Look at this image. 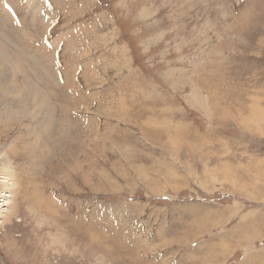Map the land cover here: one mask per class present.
<instances>
[{
    "label": "rangeland",
    "instance_id": "obj_1",
    "mask_svg": "<svg viewBox=\"0 0 264 264\" xmlns=\"http://www.w3.org/2000/svg\"><path fill=\"white\" fill-rule=\"evenodd\" d=\"M1 157L0 264H264V0H0Z\"/></svg>",
    "mask_w": 264,
    "mask_h": 264
},
{
    "label": "bare ground",
    "instance_id": "obj_2",
    "mask_svg": "<svg viewBox=\"0 0 264 264\" xmlns=\"http://www.w3.org/2000/svg\"><path fill=\"white\" fill-rule=\"evenodd\" d=\"M31 20V19H30ZM38 59V58H37ZM39 60V59H38ZM41 60V59H40ZM37 63V62H36ZM38 64V63H37ZM42 65H40V67L37 65V69L39 71V76L42 77L43 76V71L44 69L42 68L43 67V63H41ZM43 98V97H42ZM44 100V99H43ZM42 100V101H43ZM45 102H42V104H44ZM46 120L49 122V117L46 118ZM47 123L45 122L43 128L45 129L47 127ZM32 148V147H31ZM41 150V149H40ZM37 152V151H36ZM41 153V152H40ZM40 155V154H39ZM36 156V155H35ZM39 157V156H37ZM36 162V160H35ZM38 162V161H37ZM37 164V163H36ZM40 164V163H39ZM33 166V164H31ZM15 162L12 161V158H6V157H1L0 158V174H4L2 176V181H0V188L2 189V192H1V196H0V200H1V204H0V218L1 216L3 217V220L0 221V229L1 228H5V224L8 223V222H11V215L14 214V211H8L6 209H2L3 206H8V205H14L12 199L10 200L9 198H11L10 196L12 195L11 193H13V191H16V189L18 188L19 190V187L21 186V182H22V178L24 179V182L27 183H23V185H25V187H27V185L29 186V188L31 187V190L30 192L27 193V200H29V206L27 205V207L30 208V210L34 213H37V215L41 218L43 217L44 219V216L45 214H49V204L52 205L51 203V200L45 198L44 196L42 197V195L39 193L38 190L34 191V189L37 188V185H30V184H33L34 181L32 182L30 179L32 178L33 179V172L35 173V168L34 167H30V170L29 169L27 171L24 170V167H22L20 169L19 172H15V170L17 168H15ZM37 167V166H36ZM18 171V170H17ZM37 173V171H36ZM19 177V178H18ZM21 180V181H20ZM20 184V186H19ZM4 191V192H3ZM31 193V194H29ZM17 194V193H16ZM6 197V198H5ZM32 200V201H30ZM25 202V201H24ZM5 208V207H4ZM36 209V211H35ZM52 209V208H51ZM4 211V212H3ZM30 211V212H31ZM53 211V210H52ZM51 211V212H52ZM32 214V213H31ZM33 215V214H32ZM53 216V215H52ZM49 217V216H48ZM51 217V216H50ZM13 218V217H12ZM53 218V217H52ZM37 219V218H36ZM47 219V217H46ZM40 220V219H39ZM50 223V222H49Z\"/></svg>",
    "mask_w": 264,
    "mask_h": 264
}]
</instances>
